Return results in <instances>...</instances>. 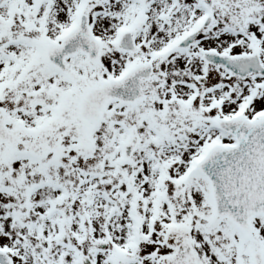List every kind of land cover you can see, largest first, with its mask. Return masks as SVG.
<instances>
[{
  "label": "snow or ice",
  "instance_id": "1",
  "mask_svg": "<svg viewBox=\"0 0 264 264\" xmlns=\"http://www.w3.org/2000/svg\"><path fill=\"white\" fill-rule=\"evenodd\" d=\"M0 264H264V0H0Z\"/></svg>",
  "mask_w": 264,
  "mask_h": 264
}]
</instances>
